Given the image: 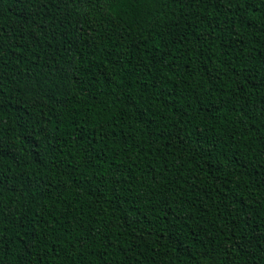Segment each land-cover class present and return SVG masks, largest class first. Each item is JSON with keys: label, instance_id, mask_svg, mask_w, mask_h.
<instances>
[{"label": "trees", "instance_id": "1", "mask_svg": "<svg viewBox=\"0 0 264 264\" xmlns=\"http://www.w3.org/2000/svg\"><path fill=\"white\" fill-rule=\"evenodd\" d=\"M0 264H264V0H0Z\"/></svg>", "mask_w": 264, "mask_h": 264}]
</instances>
